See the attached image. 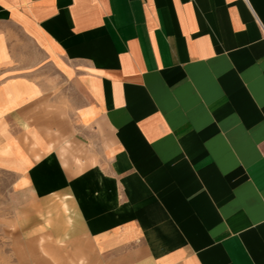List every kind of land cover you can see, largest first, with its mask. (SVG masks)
<instances>
[{
  "label": "crops",
  "instance_id": "obj_1",
  "mask_svg": "<svg viewBox=\"0 0 264 264\" xmlns=\"http://www.w3.org/2000/svg\"><path fill=\"white\" fill-rule=\"evenodd\" d=\"M0 168L88 264H264V0H0Z\"/></svg>",
  "mask_w": 264,
  "mask_h": 264
},
{
  "label": "rangeland",
  "instance_id": "obj_2",
  "mask_svg": "<svg viewBox=\"0 0 264 264\" xmlns=\"http://www.w3.org/2000/svg\"><path fill=\"white\" fill-rule=\"evenodd\" d=\"M64 198L24 189L0 168V264H88L92 246L75 203Z\"/></svg>",
  "mask_w": 264,
  "mask_h": 264
}]
</instances>
